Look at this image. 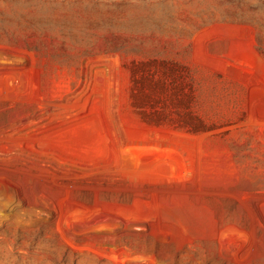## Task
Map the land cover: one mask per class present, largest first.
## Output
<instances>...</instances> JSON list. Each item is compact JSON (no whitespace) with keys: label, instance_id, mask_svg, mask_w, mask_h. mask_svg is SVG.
<instances>
[{"label":"rangeland","instance_id":"rangeland-1","mask_svg":"<svg viewBox=\"0 0 264 264\" xmlns=\"http://www.w3.org/2000/svg\"><path fill=\"white\" fill-rule=\"evenodd\" d=\"M0 264H264V0H0Z\"/></svg>","mask_w":264,"mask_h":264},{"label":"trees","instance_id":"trees-1","mask_svg":"<svg viewBox=\"0 0 264 264\" xmlns=\"http://www.w3.org/2000/svg\"><path fill=\"white\" fill-rule=\"evenodd\" d=\"M234 3H236V1H234ZM251 7H254V5H252ZM229 17H231L233 20H238V21H242V22H249L250 21L248 18H243V16H239V14H236V12H232V14H228L227 18H229ZM231 18H229V19H231Z\"/></svg>","mask_w":264,"mask_h":264}]
</instances>
